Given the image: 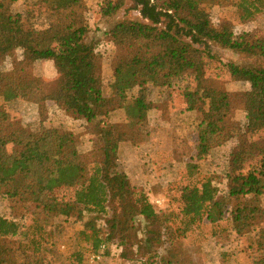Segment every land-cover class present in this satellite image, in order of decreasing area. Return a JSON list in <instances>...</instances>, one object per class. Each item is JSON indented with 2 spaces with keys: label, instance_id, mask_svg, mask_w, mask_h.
Returning <instances> with one entry per match:
<instances>
[{
  "label": "trees",
  "instance_id": "obj_1",
  "mask_svg": "<svg viewBox=\"0 0 264 264\" xmlns=\"http://www.w3.org/2000/svg\"><path fill=\"white\" fill-rule=\"evenodd\" d=\"M19 1L0 0V203L7 207L5 213L0 211V264H47L44 251L51 243L33 209L82 222L78 240L95 252L103 244L108 250V243L121 235L116 248L126 254L128 212L158 228L162 225L164 232L159 229L133 245L141 264H171L161 261L157 251L166 243V234L186 238L195 228L203 238L205 226L213 238L235 234L245 239L256 248L254 264H264V67L226 62L209 46L213 42L264 61V37L237 33L229 23L215 27L207 0H133L144 22L124 20L110 31L117 52L110 94L105 96L103 57L88 40L86 0H38L25 4L24 13L13 9ZM124 5L125 0H105L101 16H113ZM236 8L245 24L264 14V0H238ZM44 14L50 21L42 29L33 20ZM16 53L6 72L3 64ZM41 59L54 61L56 81L47 83L33 74V65ZM152 79L166 93L161 104L148 99ZM178 80L185 89L175 88ZM229 82L249 83L251 90L230 92ZM135 88L139 96L130 101L128 92ZM14 100L36 104L40 112L52 103L77 119L97 120L100 148L81 155L70 131L44 126L28 130L11 119L9 104ZM157 108L203 115L194 131L190 160H184L185 169L167 186L168 193L179 192L178 211L168 209L176 199L156 205L119 165L121 144L136 143L139 134L116 131L112 115L125 111L130 125L142 128L148 113ZM237 111L247 116V125L239 124ZM157 131L141 138L152 143L151 160L161 175L173 161L170 141L178 135L167 127ZM229 142L233 147L228 165L217 181L200 163ZM53 188L70 189L73 197L55 203L49 194ZM104 216H109L105 237L98 225ZM227 253L222 252L223 264H229Z\"/></svg>",
  "mask_w": 264,
  "mask_h": 264
},
{
  "label": "rangeland",
  "instance_id": "obj_2",
  "mask_svg": "<svg viewBox=\"0 0 264 264\" xmlns=\"http://www.w3.org/2000/svg\"><path fill=\"white\" fill-rule=\"evenodd\" d=\"M36 1L38 0H21L14 5L13 9L15 12L24 13L25 4ZM104 1L86 0V18L89 26L88 40L96 45L103 57L104 95L108 96L110 94L109 85L112 82L114 73L112 61L117 52V48L111 41L109 33L118 22L124 20L144 21L141 14L134 10L135 4L133 0H125V5L115 15L103 17L100 10ZM113 1L115 4L118 3V0ZM207 1L208 6L211 5L209 12L215 27H220L222 23H229L233 25L234 31L237 33L240 31L248 32L254 39L264 37V14L258 15L252 21L244 24L240 20L241 11L236 8L238 0ZM33 21L37 27L45 29L48 27L50 16L44 14L43 17L36 18ZM209 46L214 55L221 57L226 62H232L245 67H264V61L260 58L233 52L213 42H209ZM17 55L19 53H16L15 57L7 59L3 64V70L9 72L12 69V60L17 58ZM32 72L36 77L42 78L47 83L54 82L59 77L54 61L50 59H41L35 62ZM174 85L177 89L186 88V84L181 80L176 81ZM226 88L230 92H243L251 90V85L245 82H229L226 84ZM148 91V99L152 103L161 104V102L165 101L166 93L164 95V91L154 83V79L148 82ZM139 93V88L129 91V100H134L139 96ZM39 109V106L36 104L20 100H14L9 104L11 119L24 125L30 131H37L41 126L49 129L58 128L70 131L77 138V147L81 155L90 154L100 148L102 141L97 120L89 122L84 119H77L52 103L45 104L42 112ZM169 114L160 108L154 109L148 113L145 127L134 129L130 125L131 123L126 116V112L117 111L112 115L111 123L116 131L127 130L130 133L131 130H135L137 131L136 137L137 133L139 134L136 138V143L133 144L131 141H126L121 144L119 153V165L121 169L125 171L133 183L141 187L140 189H146L144 191L150 195L151 200L163 199L164 201H169L172 199L175 201L176 199V204L171 203L172 206L168 209L178 211L177 195H179V192L168 193L167 186L175 182L179 178V172L185 169L184 160L175 158L159 175L151 160L153 153L152 143L144 141L141 136L147 135V131L149 130L152 134L156 135L159 128L166 127L164 123H194L197 119H199L200 123L203 115L200 111L199 113ZM168 116L170 119H168ZM235 116L240 125H247V116L243 112L237 111ZM147 123L149 124L148 128ZM141 130L144 132L141 133ZM231 147L232 144H230ZM228 148L215 151L208 161L200 164L205 171H209V173L214 175L217 181H222L224 178L225 169L228 165ZM166 192L169 197H167ZM49 194L57 201L52 198L51 200L59 204L73 197L72 190L66 188H53ZM0 211L5 213L7 207L0 203ZM126 215L129 224V230L123 234L126 237V242L129 244L126 248V254L122 255L116 248V245L123 238V236L117 235L108 243L109 249L104 253L102 260L94 264H141L137 260L139 257H136V248L133 245L145 239V237H153L159 229V231L164 232L162 225L158 228L157 223L153 221L147 223L142 217L133 218L129 212ZM33 216L38 217L46 226L47 237L50 240L49 243H51L48 249L46 246L44 251L47 264H92L89 259L96 252L84 242L78 240V233L84 228L82 222H75L73 217L66 219L60 215L54 216L44 212L41 213L40 210L36 209H33ZM90 217V215H87L86 219ZM107 218L104 216L103 220L98 221L103 237H105L104 234L107 230L105 224ZM201 232L203 238L199 236V229L195 228L186 238H175L174 232H171L169 235L166 234V243L159 246L157 250L159 259L171 264H223L221 252L217 250L215 240L211 236V228L205 226ZM227 241H231V239L226 237L221 240V242ZM235 241L241 242L237 245V251H241L244 260L253 261L252 244L246 242L245 239H235Z\"/></svg>",
  "mask_w": 264,
  "mask_h": 264
},
{
  "label": "crops",
  "instance_id": "obj_3",
  "mask_svg": "<svg viewBox=\"0 0 264 264\" xmlns=\"http://www.w3.org/2000/svg\"><path fill=\"white\" fill-rule=\"evenodd\" d=\"M191 113H195V112H191ZM173 114L174 113H172V115ZM179 114H183V113H179ZM185 114H186V112H185ZM198 121H199V119L194 121V123H164V125L167 128L173 130L178 135V138L175 142L170 141V144L172 145L171 150H170V158L173 161L175 160V158L182 159V160H190V153L194 152V131H195L196 127L199 125V123H197ZM230 144H232V147H233V142H229L227 145L215 149L213 151L212 155L214 154L215 151H217L219 149L229 147L227 149V151H228L227 161H229L230 151L232 148V147L230 148ZM153 153H154V151H153ZM212 155H211V157H212ZM228 238L231 239L232 242L231 241L221 242V240H223L224 238L223 239L216 238V237L213 238L215 240V246H216L217 250L219 252H221V257H223L222 252L226 251V252H228L226 256H227V259H229V262H228L229 264H246V263L247 264H254V261H255L256 256H257V254H256L257 251H256L255 246L252 245L253 253H254L252 255L253 261H248V260L246 261V260H244L243 254H241V251H239V252L237 251L238 250L237 245H239L241 242L235 241V239H239V238L235 234L229 235Z\"/></svg>",
  "mask_w": 264,
  "mask_h": 264
},
{
  "label": "built area",
  "instance_id": "obj_4",
  "mask_svg": "<svg viewBox=\"0 0 264 264\" xmlns=\"http://www.w3.org/2000/svg\"><path fill=\"white\" fill-rule=\"evenodd\" d=\"M155 204L158 205V206H162L164 204V200L163 199H156L155 201ZM64 248V247H63ZM107 250V245L106 244H103L99 251L94 253L91 257H90V263L94 264L96 262H99L100 260H102L103 258V255L105 253V251Z\"/></svg>",
  "mask_w": 264,
  "mask_h": 264
}]
</instances>
